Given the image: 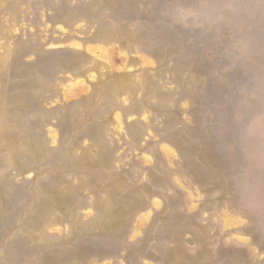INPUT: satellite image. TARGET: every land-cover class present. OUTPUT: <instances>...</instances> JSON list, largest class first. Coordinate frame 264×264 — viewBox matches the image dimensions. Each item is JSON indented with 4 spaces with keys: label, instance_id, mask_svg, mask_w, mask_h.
<instances>
[{
    "label": "rangeland",
    "instance_id": "374dc122",
    "mask_svg": "<svg viewBox=\"0 0 264 264\" xmlns=\"http://www.w3.org/2000/svg\"><path fill=\"white\" fill-rule=\"evenodd\" d=\"M0 264H264V0H0Z\"/></svg>",
    "mask_w": 264,
    "mask_h": 264
}]
</instances>
